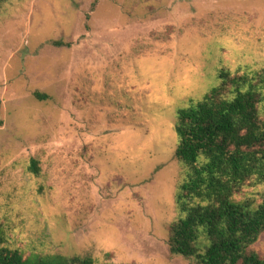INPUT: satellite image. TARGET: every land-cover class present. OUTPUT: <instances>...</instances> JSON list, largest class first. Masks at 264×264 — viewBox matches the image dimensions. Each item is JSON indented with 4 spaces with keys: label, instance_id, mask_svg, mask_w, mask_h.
<instances>
[{
    "label": "rangeland",
    "instance_id": "rangeland-1",
    "mask_svg": "<svg viewBox=\"0 0 264 264\" xmlns=\"http://www.w3.org/2000/svg\"><path fill=\"white\" fill-rule=\"evenodd\" d=\"M262 68L264 0L0 4V247L194 264L168 245L189 174L177 113L222 69ZM253 249L264 258V234Z\"/></svg>",
    "mask_w": 264,
    "mask_h": 264
},
{
    "label": "trees",
    "instance_id": "trees-1",
    "mask_svg": "<svg viewBox=\"0 0 264 264\" xmlns=\"http://www.w3.org/2000/svg\"><path fill=\"white\" fill-rule=\"evenodd\" d=\"M189 105L175 124V156L189 174L177 198L182 217L168 227L170 253L194 264H264L253 249L264 234V193L255 194L260 203L247 196L264 186V68L222 69L219 84ZM30 171L39 174L34 159ZM0 264L95 263L0 247Z\"/></svg>",
    "mask_w": 264,
    "mask_h": 264
}]
</instances>
